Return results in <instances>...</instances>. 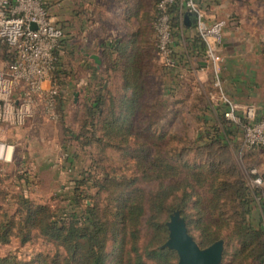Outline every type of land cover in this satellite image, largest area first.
<instances>
[{
  "label": "trees",
  "instance_id": "1",
  "mask_svg": "<svg viewBox=\"0 0 264 264\" xmlns=\"http://www.w3.org/2000/svg\"><path fill=\"white\" fill-rule=\"evenodd\" d=\"M156 14L155 2L152 18L155 53L157 38L153 22ZM170 14L174 29L181 15L180 7L172 6ZM62 48H66L65 41ZM56 55L58 62L55 74L62 83V54L56 51ZM173 57L178 65L183 55L173 52ZM141 58L142 56L125 52L119 58L104 55L102 63L106 65V72L111 69L122 75L121 91L116 96L101 84L93 96L88 95L85 98L84 131L73 136L74 139L81 140L82 147L96 143L99 149L111 147L131 154L144 177L153 174L160 179L155 191L144 200L142 190L133 187L134 178L122 182L109 179L104 173L100 179L97 177L99 171L92 163L72 178L74 186L66 198L65 206L54 207L38 203L21 193L10 195L15 207L9 212L0 205V210H3L0 211V244L8 243L12 237L18 238L21 244L39 237L53 248L37 252L29 260L6 254L0 256V264H177L175 251L161 248L167 239L165 222L168 213L174 209L181 210L188 233L200 247L218 239L224 240L225 250L221 264H264V211H252L259 191L247 184L235 163L226 167L215 164L209 169L211 177H207L204 175V164H190L179 161V158L172 163L157 154L149 158L146 152H136L126 144L128 139L137 136H142L143 143H146L153 136L150 124L141 130L135 127L142 88L138 75ZM164 68L174 73L175 67ZM65 101L66 97L61 92L57 106L59 122L64 119L62 106ZM107 107L108 111L105 109ZM225 110V104L220 103L209 109L207 116L202 117L204 126L198 130L195 140L189 141L194 143L195 149L229 143L227 138L233 134L232 126L235 123L224 118ZM132 131L136 132L135 137L132 136ZM260 148L264 150V147ZM200 150L196 155L203 153ZM74 155L72 152L67 154L69 158L72 156V163ZM184 171L187 176L178 182L171 179L169 182L165 181ZM188 177L195 180L196 184L209 180V197L205 201H201L200 196L195 193ZM24 179L27 180L28 177ZM95 186L98 187L97 193L103 188L109 190L108 202L102 209L95 203L87 204L84 199L91 197L86 192L87 188ZM0 195L6 198L7 193L0 191ZM193 196L196 199L191 201ZM143 224L147 225L151 234L148 242L142 245L140 239ZM193 232H196V236Z\"/></svg>",
  "mask_w": 264,
  "mask_h": 264
},
{
  "label": "rangeland",
  "instance_id": "2",
  "mask_svg": "<svg viewBox=\"0 0 264 264\" xmlns=\"http://www.w3.org/2000/svg\"><path fill=\"white\" fill-rule=\"evenodd\" d=\"M229 5L233 9L232 17L242 20V27L254 28L258 33L264 28V0H229ZM65 31L64 41L68 40V32ZM148 38L149 40L146 39L141 44L143 55L140 66L138 65V75L142 88L139 96L140 106L135 115V127L141 130L150 124L153 136L149 142L143 143L142 136L135 137L136 132L132 131L135 138L128 139V147L136 152H146L149 158L157 154L172 163L179 158V161L190 164H204V175L207 177H211L209 169L215 164L226 167L235 163L247 184L259 191L252 211H264V150L256 146L243 147L241 127L234 124L233 134L227 138L228 144L207 145L199 149L203 153L196 155L199 150L189 141L195 140L198 130L204 126L202 117L210 113L209 109L221 103L218 100V92L213 88L212 76H207L206 72L198 79L194 74L181 77L168 71L153 49V34ZM61 60L62 90L66 97L62 106L63 121H48L37 112L23 125L3 129L6 139L15 143L17 149L12 162L6 164L0 161V191L7 193L6 198L0 195L1 207L10 212L15 207L10 195L16 193H21L38 203H47L54 207L65 206L66 198L74 186L72 178L92 163L96 165L99 171L97 177L100 179L104 173L109 179L122 182L134 178L133 187L142 190L144 200L148 199L160 179L155 178L153 174L144 177L131 154L111 147L99 149L96 143L82 147L81 140H76L73 136L84 131L85 98L88 95L93 96L101 84L117 96L122 87L121 73L106 72L104 64V67L95 70L94 66L89 64L90 59L82 53H75L68 45L63 49ZM105 109L108 111V107ZM71 152L75 153L73 163L72 156H67ZM250 169H255V174L261 178L260 186L251 185ZM26 176L27 180L24 179ZM186 176L187 172L184 171L179 176L170 177L165 181L169 182L171 179L178 182ZM188 178L195 193L200 196L201 201H205L209 197V180L196 184L195 180ZM97 190L96 186L88 187L86 192L91 197L84 199L87 204L95 203L102 209L108 202L109 190L103 188L98 193ZM193 199H196V196H193L191 201ZM141 230L140 243L143 245L148 242L151 230L146 224L141 226ZM193 233L196 236V232ZM52 248L50 243L39 237H34L24 244H21L18 238L12 237L8 243L0 244V256L13 254L20 259L29 260L35 253ZM109 248L108 244V250Z\"/></svg>",
  "mask_w": 264,
  "mask_h": 264
},
{
  "label": "built area",
  "instance_id": "3",
  "mask_svg": "<svg viewBox=\"0 0 264 264\" xmlns=\"http://www.w3.org/2000/svg\"><path fill=\"white\" fill-rule=\"evenodd\" d=\"M178 5L195 15V29L204 44V55L211 63L212 85L218 99L225 104L223 115L239 125L243 147H264V117H256L253 108L235 114L221 85L220 58L217 54L225 26L223 19L212 22L204 18L198 0H156L153 22L156 54L167 68L176 65L173 57V26L170 8ZM64 45V30L51 18L44 0H0V161L15 159L17 145L6 139L4 127L23 125L37 112L51 122L59 119L58 96L62 83L56 77V64ZM2 129V130H1ZM250 183L261 178L250 169Z\"/></svg>",
  "mask_w": 264,
  "mask_h": 264
},
{
  "label": "crops",
  "instance_id": "4",
  "mask_svg": "<svg viewBox=\"0 0 264 264\" xmlns=\"http://www.w3.org/2000/svg\"><path fill=\"white\" fill-rule=\"evenodd\" d=\"M44 1L54 22L68 32L66 45L90 59L89 64L95 70L104 67V55L119 58L125 52L141 57V44L153 34L156 0ZM198 4L206 21H225L217 54L222 89L234 105V113L239 115L251 107L256 117H264V28L258 33L254 28L242 27V20L232 17L229 0H198ZM180 12L174 25L172 48L183 57L175 66L174 74L181 77L194 74L199 79L207 72L211 77V63L204 55V44L199 40L195 21L185 24L183 16L187 11L180 8ZM229 16L231 18H227ZM93 54L98 56L100 64L90 57Z\"/></svg>",
  "mask_w": 264,
  "mask_h": 264
},
{
  "label": "water",
  "instance_id": "5",
  "mask_svg": "<svg viewBox=\"0 0 264 264\" xmlns=\"http://www.w3.org/2000/svg\"><path fill=\"white\" fill-rule=\"evenodd\" d=\"M189 12L184 13V23L189 24L190 20L195 21V15ZM96 64L101 61L97 55L90 56ZM76 94V93H75ZM167 228V239L162 243L161 248L174 250L177 255V264H221L224 256V240L218 239L205 247H200L192 235L188 233L185 218L179 209L170 212L165 223Z\"/></svg>",
  "mask_w": 264,
  "mask_h": 264
}]
</instances>
